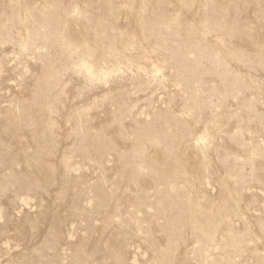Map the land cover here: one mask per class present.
Masks as SVG:
<instances>
[{
	"label": "rangeland",
	"instance_id": "1",
	"mask_svg": "<svg viewBox=\"0 0 264 264\" xmlns=\"http://www.w3.org/2000/svg\"><path fill=\"white\" fill-rule=\"evenodd\" d=\"M0 264H264V0H0Z\"/></svg>",
	"mask_w": 264,
	"mask_h": 264
}]
</instances>
